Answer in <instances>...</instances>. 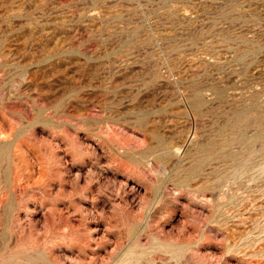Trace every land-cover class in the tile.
<instances>
[{
    "label": "rangeland",
    "instance_id": "374dc122",
    "mask_svg": "<svg viewBox=\"0 0 264 264\" xmlns=\"http://www.w3.org/2000/svg\"><path fill=\"white\" fill-rule=\"evenodd\" d=\"M0 264H264V0H0Z\"/></svg>",
    "mask_w": 264,
    "mask_h": 264
}]
</instances>
